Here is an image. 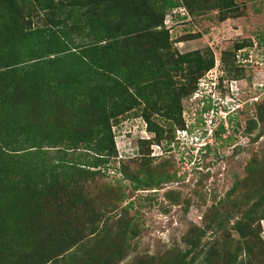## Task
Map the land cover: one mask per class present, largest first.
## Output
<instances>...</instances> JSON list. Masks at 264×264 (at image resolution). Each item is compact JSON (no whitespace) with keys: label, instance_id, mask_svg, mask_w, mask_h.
<instances>
[{"label":"trees","instance_id":"16d2710c","mask_svg":"<svg viewBox=\"0 0 264 264\" xmlns=\"http://www.w3.org/2000/svg\"><path fill=\"white\" fill-rule=\"evenodd\" d=\"M235 3L0 0V264H117L126 255L138 229L123 215L109 225L105 204L86 198L79 184L92 180L116 155L111 126L130 112L151 134L137 140V156L145 149L154 157L151 146L163 140V151H169L178 143L175 131L192 133L180 99L196 91L214 57L209 48L178 52L164 17L184 7L190 14L217 10L224 20L237 16ZM244 45L234 43V49ZM226 54L221 58L228 78L235 79L236 53ZM256 112L263 122L259 105ZM255 126L250 119L247 129ZM206 150L207 144L200 146L195 157ZM73 152L80 158H71ZM122 173L134 190L158 188L174 177L142 165ZM238 186L235 181L204 212L202 225L185 231L183 249L143 253L129 264H264L259 237L264 179L246 195L248 202L257 198L236 218L227 205L236 208ZM164 196L177 201L171 190Z\"/></svg>","mask_w":264,"mask_h":264},{"label":"rangeland","instance_id":"374dc122","mask_svg":"<svg viewBox=\"0 0 264 264\" xmlns=\"http://www.w3.org/2000/svg\"><path fill=\"white\" fill-rule=\"evenodd\" d=\"M235 2L237 16L229 15L224 20L219 19L217 10L190 14L184 7L164 17L173 48L180 53L209 48L214 57L213 67L199 79L196 91L180 99L182 119L193 134L175 131L179 141L170 145L169 151H163V140L151 146L154 157L148 158L145 149L137 156V140L151 134L145 131L143 120L130 112L111 126L116 155L101 165L100 173L92 180L79 184L86 198L105 204L104 216L109 225L123 215L138 229L128 252L117 264H129L134 256L143 253H161L176 246L183 249L181 237L185 231L191 225H202L204 212L223 198L235 181L239 182L235 189L238 203L236 208L228 204L227 209L236 218L257 198L253 196L248 202L246 195L264 179V120L260 122L256 115L259 105L264 116V0ZM239 42L245 45L234 49V43ZM233 51L240 69L235 79L228 78L231 76L221 58ZM219 78H223V90L217 88ZM153 119L166 129L170 127V122L159 115L153 114ZM250 119L256 121V126L248 130ZM190 142H197L196 147L207 144L209 150L196 158L197 148L187 152ZM76 153L69 156L76 159ZM139 165L174 177L158 188L134 190L122 172H134ZM251 166H259V170L253 171ZM168 190L175 193L174 204L164 196ZM259 237L264 242V218L259 219Z\"/></svg>","mask_w":264,"mask_h":264},{"label":"clouds","instance_id":"9594fccd","mask_svg":"<svg viewBox=\"0 0 264 264\" xmlns=\"http://www.w3.org/2000/svg\"><path fill=\"white\" fill-rule=\"evenodd\" d=\"M182 132H185V131H182ZM186 132H187V131H186ZM192 134H193V133H191L190 136H191ZM176 139H178L177 135H176ZM178 141H179V139H178ZM196 144H197V142H190V146H189V148H190L191 150H192L193 147H195V148L198 149L200 146H199V147H196ZM195 148H194V149H195ZM197 149H196L195 151H197Z\"/></svg>","mask_w":264,"mask_h":264}]
</instances>
